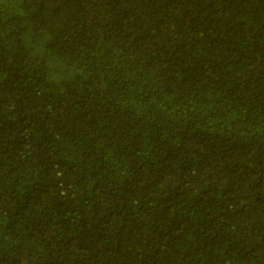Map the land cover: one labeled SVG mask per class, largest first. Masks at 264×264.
Here are the masks:
<instances>
[{
  "label": "trees",
  "instance_id": "obj_1",
  "mask_svg": "<svg viewBox=\"0 0 264 264\" xmlns=\"http://www.w3.org/2000/svg\"><path fill=\"white\" fill-rule=\"evenodd\" d=\"M0 264H264V0H0Z\"/></svg>",
  "mask_w": 264,
  "mask_h": 264
}]
</instances>
